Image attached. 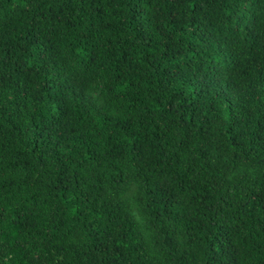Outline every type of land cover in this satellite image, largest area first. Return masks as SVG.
Returning a JSON list of instances; mask_svg holds the SVG:
<instances>
[{"label":"trees","instance_id":"16d2710c","mask_svg":"<svg viewBox=\"0 0 264 264\" xmlns=\"http://www.w3.org/2000/svg\"><path fill=\"white\" fill-rule=\"evenodd\" d=\"M0 264H264V0H0Z\"/></svg>","mask_w":264,"mask_h":264}]
</instances>
